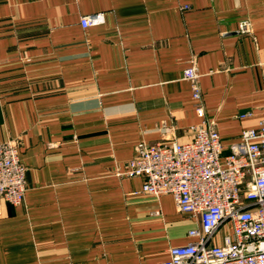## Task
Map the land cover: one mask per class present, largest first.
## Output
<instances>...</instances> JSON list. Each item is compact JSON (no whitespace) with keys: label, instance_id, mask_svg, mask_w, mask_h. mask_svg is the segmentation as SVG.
Wrapping results in <instances>:
<instances>
[{"label":"crops","instance_id":"1","mask_svg":"<svg viewBox=\"0 0 264 264\" xmlns=\"http://www.w3.org/2000/svg\"><path fill=\"white\" fill-rule=\"evenodd\" d=\"M263 117L264 0H0V143L26 182L21 204L0 200V264L166 260L196 221L125 174L136 144L204 120L226 147Z\"/></svg>","mask_w":264,"mask_h":264},{"label":"built area","instance_id":"2","mask_svg":"<svg viewBox=\"0 0 264 264\" xmlns=\"http://www.w3.org/2000/svg\"><path fill=\"white\" fill-rule=\"evenodd\" d=\"M102 23V14L80 18L83 29ZM238 32L248 34L250 24L241 21ZM182 77L203 118L193 64ZM189 133L186 141L137 143L125 172L144 178L141 192L171 195L176 210L196 221L187 232L189 241L170 247L168 258L157 264H264V117L226 147L213 121L192 125ZM25 190L17 143H0V200L19 205Z\"/></svg>","mask_w":264,"mask_h":264},{"label":"rangeland","instance_id":"3","mask_svg":"<svg viewBox=\"0 0 264 264\" xmlns=\"http://www.w3.org/2000/svg\"><path fill=\"white\" fill-rule=\"evenodd\" d=\"M189 130V129H188ZM223 231L222 230H220V233H222Z\"/></svg>","mask_w":264,"mask_h":264}]
</instances>
